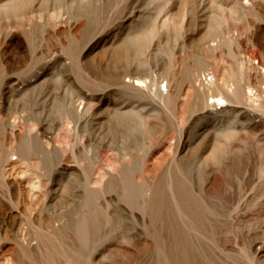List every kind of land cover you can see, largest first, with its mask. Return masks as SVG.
<instances>
[{"label":"rangeland","instance_id":"1","mask_svg":"<svg viewBox=\"0 0 264 264\" xmlns=\"http://www.w3.org/2000/svg\"><path fill=\"white\" fill-rule=\"evenodd\" d=\"M11 1L14 0H0V6ZM235 1L29 0L39 18L57 11L81 12L87 25L74 32L62 29L60 33L51 27L32 26L31 48L25 35L18 32L19 42L10 41L5 47L4 58L13 68L8 80L14 87L5 86V105L11 96V105L17 111L14 115L42 114L48 125L60 111L62 101L86 95L97 107L100 124L94 129H101L105 140L87 133L74 155L68 149L72 141L63 122L61 148L71 153L66 163L74 170L55 176L48 198L51 207L43 212L42 220L37 219L36 212L21 211L29 250L22 249L15 238L5 239L0 229V264H264V254L260 259L256 257L258 248L264 245V124L254 126L245 147L243 137L230 143L223 135L234 127L231 118L200 121L194 117L188 123V134L197 138L209 133L208 143L199 146L194 157H207L213 143L228 151L219 152L217 159L208 160L206 166L191 162L185 169L165 171L173 156L176 134L174 129L164 132V120L160 118L155 123L154 148L145 165V177L137 175L132 182L123 157L130 166L141 150L131 149V155H122V161L110 154L112 141L123 147L127 129L123 121L111 118L113 113L107 108L123 106L124 100L126 104L132 102L123 97V84L111 76L116 72L123 75V57L110 64V70L104 65L110 76L101 72L94 77L82 64V56L89 51L93 50L87 59L111 43L123 47L130 35L154 29L145 46L148 55L137 53L145 61V76L148 81L157 78L159 82L167 73L183 78L181 99H192L194 88L187 77L194 71L204 77L210 70L219 82L230 79L224 76L229 62L216 57L212 48L219 36L234 39L246 30L245 17L237 12ZM85 3L90 5L81 8ZM252 49L254 63H262L256 48ZM135 60L133 55L131 61ZM161 89L165 92L166 81ZM191 108V102L181 100L178 119L186 118ZM98 144L106 166L115 174L112 182L101 189L90 182L87 171ZM30 156L24 162L38 180L47 169L33 170L30 163L38 156ZM97 176L102 177L101 170L91 174ZM174 185H178V198L173 195ZM7 190L0 175V199L15 207Z\"/></svg>","mask_w":264,"mask_h":264},{"label":"bare ground","instance_id":"2","mask_svg":"<svg viewBox=\"0 0 264 264\" xmlns=\"http://www.w3.org/2000/svg\"><path fill=\"white\" fill-rule=\"evenodd\" d=\"M29 4V0H14L0 6V63H3L2 68H0L2 77L0 81V175L7 186L9 200L15 205V207H11L0 199V229L3 231L5 239L8 237L15 238V241L26 251L30 249L31 245L28 242L25 221L21 211L25 213L36 212L38 213L37 219L42 220L43 212L51 207L48 204V198L51 195L55 176L74 170L73 166L66 163L69 162L70 154L75 155V151L79 145L83 144V139L86 138L87 133L95 135L101 141L105 140L101 129L100 131L94 129L98 123L96 119L97 107L86 95L73 96L62 101L60 111L48 125L44 124L41 118L42 114L14 115L17 111L11 105V96L8 106L5 105L3 96L5 86L10 85L9 87L14 88L10 84L11 81L8 80V73L12 65L4 58L5 47L10 41L12 43L19 42L18 32L25 35L28 46L31 48L33 42L30 28L32 26L51 27L60 33L62 29L74 32L87 25L86 20L81 19V12L69 14L64 11H57L48 16L46 13L41 14L39 18L35 15L36 12L31 10ZM235 4L237 12L245 17L247 25L245 32L238 33L234 39L228 35H221L216 39L217 43L212 48L216 57L226 59L229 62V65L225 67L224 76L230 79L228 82H219L215 73L210 70L204 77L194 71L187 77L194 88L192 99L190 97L181 99L183 78L167 73L159 82L157 78H150L148 81L145 76V61L138 58L137 53L140 52L144 56L148 55L145 54V46L152 34L154 35V29L130 35L127 37L129 38L128 41L123 43V47H116L111 43L109 48L95 54L91 59L87 58L91 56L93 50L82 56V59H85L82 63L85 70L94 77H99L101 72L110 76L111 73H108L111 69L110 64L119 62V59L123 57V75L116 72L111 76L123 84V97H127L126 100H132V102L126 104L124 100L123 106L107 108V111L113 113L112 119L116 118L117 121H123V125L127 129L125 133L127 137L123 141V147H119L116 142L112 141L110 154L122 161L123 156L131 155V149L138 148L141 150L140 157L130 166L126 162V157H123V166L130 174V181L135 182L137 175L145 177V165L154 148L152 141L156 136L155 123L160 118L164 120L162 121L163 131L167 132L169 129H174L176 134L173 156L165 171H171L175 168L185 169L191 162L203 166L208 160L217 159L219 152L228 151L220 144L213 143L207 157L204 159L194 157L199 146L209 141V133H202L197 138L188 134V123L194 117L200 121L202 119L231 118L234 120V127L228 129L223 135L230 143L239 137H243L245 147L249 145V138H252L254 126L259 122L264 124V0H247V3H243V0H236ZM88 5L90 4L85 3L81 8L86 9ZM223 20H227L226 15H224ZM2 22L4 26H2ZM222 29L223 34H226L225 28ZM236 30L238 32L240 26H237ZM202 39L205 40L204 37ZM252 48H256L263 60L262 63L258 65L254 63L255 57ZM133 55L136 59L134 62L131 61ZM108 60L109 63H106ZM105 64L108 65L105 68L109 70H104ZM29 70L30 68L26 71ZM164 81H166L165 92L161 89V84ZM142 100L146 103L141 105L138 101ZM181 100L191 102L192 108L190 112L188 111V116L180 120L177 114L180 110ZM150 112L155 114H150ZM63 122L67 124L68 138L72 141L68 148L70 154L68 149L62 151L61 148L60 135ZM103 124L101 122V128L104 126ZM32 154L38 156L37 161L30 163L33 170L38 171L42 167L47 169L44 176L38 177V180L34 177L33 172H30L29 165L24 162L31 159L30 155ZM14 156H16L15 159ZM88 167L90 169L87 170L90 182L97 189L107 187L112 182V178L115 177L113 168L106 166L99 144L92 154ZM97 170L102 171V177H91V174ZM177 188L178 185L173 186V195L176 198L179 196ZM263 254L264 245L262 244L256 252V257L260 259Z\"/></svg>","mask_w":264,"mask_h":264}]
</instances>
